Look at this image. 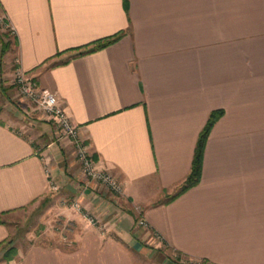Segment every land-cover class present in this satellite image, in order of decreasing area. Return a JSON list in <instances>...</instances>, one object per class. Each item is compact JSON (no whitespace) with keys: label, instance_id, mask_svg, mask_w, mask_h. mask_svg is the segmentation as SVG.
I'll use <instances>...</instances> for the list:
<instances>
[{"label":"crops","instance_id":"crops-1","mask_svg":"<svg viewBox=\"0 0 264 264\" xmlns=\"http://www.w3.org/2000/svg\"><path fill=\"white\" fill-rule=\"evenodd\" d=\"M0 9L16 68L56 94L96 168L123 185L114 197L85 178L70 140H51L50 123L22 98L16 108L0 84V243L53 183L79 206L62 211L70 243L27 247L10 264H264V0H0ZM214 111L200 182L169 200ZM19 115L45 127V146L14 129Z\"/></svg>","mask_w":264,"mask_h":264},{"label":"rangeland","instance_id":"rangeland-1","mask_svg":"<svg viewBox=\"0 0 264 264\" xmlns=\"http://www.w3.org/2000/svg\"><path fill=\"white\" fill-rule=\"evenodd\" d=\"M11 44L12 42L9 38L8 30L1 25L0 26V84L4 89V93L6 94L8 93L7 96L13 98L12 100L15 101V103L17 104L16 108L18 109L19 107L21 108V104L18 101L20 98H22L27 102L29 106H31V108L34 109L33 112H31V114L34 115L36 119H39L40 123H43L42 122L43 120L46 121L45 122L46 124L50 123L49 125L51 132V136H50L51 140L56 142L67 140L61 137V131L57 126V124L52 119L47 117L37 106H35L29 100L25 99L19 93L15 81V73L17 70L16 61L14 58V54L10 52V50L12 49ZM19 112H21V110H19ZM19 117H20L19 118L20 121H16L13 123L14 129L22 136L30 139L31 141H34L36 143V146L37 144L40 148L45 146L47 140H43L44 136H42L41 134L44 133V131L46 130L45 127L43 126L41 128H38L40 124L37 127L31 126V120L33 119V117L27 116L26 119H24L22 115H19ZM70 142L73 145L76 160L79 162L77 157V149H76L77 144L76 142L71 140ZM78 143L84 145L80 139L78 140ZM80 168L82 171L81 164H80ZM82 174L85 178H87L84 175L83 171ZM93 182L101 185L97 181H93ZM55 185H56V189H51V193H53L52 196L51 195L46 196L44 199L40 200L39 203L30 206L29 208L24 210V212L21 213L19 217L13 219L12 223H10L12 233L9 238L11 240H14L12 245L14 247V252L12 254L13 258L10 262H8L4 257L3 253L0 252V264H10L12 261L16 260L19 257L20 253L18 252L30 246H52L58 243H63V244L70 243L69 234H70V226L72 225L65 222V220L63 221L61 217L62 215H65L62 211L66 207L71 206V204H74L75 202L71 203L69 201L70 193L60 194L58 185L56 183ZM136 212H137V217L135 222L137 225L138 221L143 218L139 208L136 209ZM83 215L87 221L88 218L90 217L96 219L94 215H90L87 213H83ZM98 220L96 219L97 222ZM138 228H145V227L138 226ZM194 264H203V263H194Z\"/></svg>","mask_w":264,"mask_h":264},{"label":"built area","instance_id":"built-area-1","mask_svg":"<svg viewBox=\"0 0 264 264\" xmlns=\"http://www.w3.org/2000/svg\"><path fill=\"white\" fill-rule=\"evenodd\" d=\"M7 21L5 15L0 11V26H4L6 29ZM15 81L18 87L19 93L35 106H37L47 117L52 119L61 131V137L67 140L76 142L77 157L81 164L84 175L90 181L99 182L112 196L120 197L123 194V185L114 176L104 170L97 169L89 157L86 147L78 143L79 132L77 127L71 122L69 117L63 111L59 104L56 94L48 89L40 88L35 81L29 79L26 74L19 69L15 73ZM45 172L49 175V170L46 168ZM52 189H56V186L51 184ZM75 208L79 206L74 203ZM88 222L99 229L103 230V225L96 221L95 218H88ZM137 226L146 228V222L140 219Z\"/></svg>","mask_w":264,"mask_h":264},{"label":"trees","instance_id":"trees-1","mask_svg":"<svg viewBox=\"0 0 264 264\" xmlns=\"http://www.w3.org/2000/svg\"><path fill=\"white\" fill-rule=\"evenodd\" d=\"M0 11H1V9H0ZM121 35H122V33H118L114 36L107 37L104 39H100L98 41H95V42L87 45V46L78 48V49H76V51L78 52L77 55H84L87 53L95 52V51H98L100 49L106 48L111 43H113L117 39H119L121 37ZM221 115H222V111H214L211 113V115H210L206 125L204 126L203 130L201 131L199 138H198V141L196 143V147L194 150V156H193V160H192V165H191V171H190L189 175L186 177V179L184 180V182L182 183L179 191L175 195L169 197L168 198L169 200H172V199L178 197L182 193H184L187 190L198 185V183L200 182L205 144H206V141H207V138L210 134L211 129L213 128L216 121L221 117ZM13 241L14 240H11L10 238H8L7 240L0 243V252L3 253L4 257L6 258V260L8 262H10L13 258V255H12L14 252V247L12 246Z\"/></svg>","mask_w":264,"mask_h":264}]
</instances>
